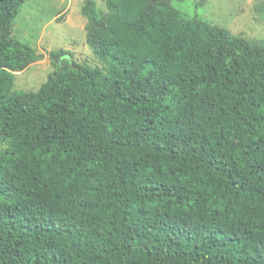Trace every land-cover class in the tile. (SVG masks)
Returning a JSON list of instances; mask_svg holds the SVG:
<instances>
[{
	"label": "trees",
	"instance_id": "trees-1",
	"mask_svg": "<svg viewBox=\"0 0 264 264\" xmlns=\"http://www.w3.org/2000/svg\"><path fill=\"white\" fill-rule=\"evenodd\" d=\"M26 1L0 0V264H264V43L84 0L100 66L60 50L17 91Z\"/></svg>",
	"mask_w": 264,
	"mask_h": 264
},
{
	"label": "rangeland",
	"instance_id": "rangeland-1",
	"mask_svg": "<svg viewBox=\"0 0 264 264\" xmlns=\"http://www.w3.org/2000/svg\"><path fill=\"white\" fill-rule=\"evenodd\" d=\"M105 11L101 0H94ZM84 0H27L14 21L12 35L41 55L24 71L15 73L17 91H37L53 72L52 54L70 52L71 59L100 66L86 43L81 14ZM185 17L227 29L253 43H264V0H183L173 4ZM57 62H59V58ZM64 58H68L65 56ZM5 148L0 143V152Z\"/></svg>",
	"mask_w": 264,
	"mask_h": 264
},
{
	"label": "water",
	"instance_id": "water-1",
	"mask_svg": "<svg viewBox=\"0 0 264 264\" xmlns=\"http://www.w3.org/2000/svg\"><path fill=\"white\" fill-rule=\"evenodd\" d=\"M55 61L57 62V61H58V59H56V58H55Z\"/></svg>",
	"mask_w": 264,
	"mask_h": 264
}]
</instances>
